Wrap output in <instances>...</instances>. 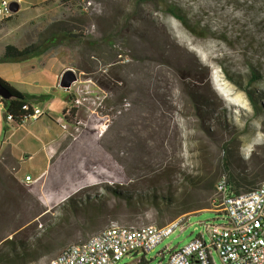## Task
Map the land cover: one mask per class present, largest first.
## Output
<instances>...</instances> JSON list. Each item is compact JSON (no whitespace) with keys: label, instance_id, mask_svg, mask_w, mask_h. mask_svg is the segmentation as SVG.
Wrapping results in <instances>:
<instances>
[{"label":"rangeland","instance_id":"1","mask_svg":"<svg viewBox=\"0 0 264 264\" xmlns=\"http://www.w3.org/2000/svg\"><path fill=\"white\" fill-rule=\"evenodd\" d=\"M8 19L27 21L24 47H46L56 37L43 56L60 62L56 89L73 99L44 176L21 183L12 163L0 159V247L5 239L50 236L56 245L44 264L109 223L127 226L123 202L105 186L142 192L163 171L176 186L182 174L216 182L225 174L223 145L234 172L264 178V0H44ZM69 71L65 88L60 80ZM253 73L258 83H249ZM250 94L263 100L254 104ZM155 183L164 196L184 190H170L166 179ZM99 196L102 214L89 221L85 202ZM186 197L221 209L214 188ZM205 221L225 222L223 214L199 212L153 252L117 264H164L166 251L199 234Z\"/></svg>","mask_w":264,"mask_h":264},{"label":"built area","instance_id":"2","mask_svg":"<svg viewBox=\"0 0 264 264\" xmlns=\"http://www.w3.org/2000/svg\"><path fill=\"white\" fill-rule=\"evenodd\" d=\"M7 0L0 2V21L14 13ZM44 115L38 108L24 118L35 120ZM7 120L11 121L9 116ZM37 179L24 176L23 183ZM224 216V223H199L202 231L179 247L168 249L164 264H264V182L247 192L234 194L226 175L214 185ZM189 215H181L163 226L128 228L110 223L83 242L67 245L44 264H117L123 257L153 252L175 231L187 227Z\"/></svg>","mask_w":264,"mask_h":264},{"label":"trees","instance_id":"3","mask_svg":"<svg viewBox=\"0 0 264 264\" xmlns=\"http://www.w3.org/2000/svg\"><path fill=\"white\" fill-rule=\"evenodd\" d=\"M60 2L63 4L76 5L80 2V0H60ZM166 10L175 18H177L182 23V25L190 29L189 24L186 23L183 16L176 12L173 7L168 6ZM61 36L64 35L62 34ZM55 40L56 37L50 34V36L45 39L44 44L46 47H44L42 43L30 44L22 48H17L13 45H7L5 46L4 51L0 56V62L6 63L25 61L35 54L44 52L48 45L55 43ZM257 78L258 76L256 75V73H253L249 80V83H258ZM0 85L4 89H6L9 94V98L1 99L3 107L5 109V118L9 116L12 122L21 124L24 118L31 115L30 101L33 99V97L15 91L1 79ZM249 97L251 100H254V104L257 101L263 100L260 96H256L255 94H250ZM72 99L73 98L71 95L67 97L68 102H71ZM257 111L259 110L257 109ZM75 112L76 110L74 108H71L69 110L70 116L73 117ZM65 120L67 122L69 121L68 118H65ZM221 152L222 158L219 169L225 173L224 175H226L227 177L228 185L232 193L238 194L247 192L254 189L258 184L264 182V178H257V174L234 172L233 168L231 167L232 156L227 145L221 146ZM172 172H174V170ZM168 175L169 174L165 171H163L161 174H157L156 179L150 180L151 185H149V187H147L146 190L142 192H136L135 190L132 191L130 189H123L118 187L110 188L108 186H105L106 193L111 197L122 201L123 204H121L119 207H123L125 210H127V212L123 215L124 219H122V221L127 225L124 227L139 228L146 225L163 226L174 220L178 216L196 214L201 211H210L213 209V205L210 202V199L203 203H199L193 200L191 197H186V195L189 191H212L215 185L214 179L208 183H204L199 177H191L182 174L183 185L176 186L173 185V181L168 177ZM164 179L168 181L170 190H173L174 192L177 191L178 188H184V190L180 191L181 195L170 193H168L166 196L162 195V188L160 186H157V183L155 182H160ZM30 188L27 189L30 190ZM157 192L160 194H157ZM23 193L25 194V192ZM85 203H87L85 205V211L89 213V221H93L95 217H98L102 214L100 209L103 210V207H101L100 205L104 206V204H101L100 196L92 197L91 199L86 200ZM70 204H72V213L74 215H78V213L81 211V207L76 206V203L74 202ZM40 237L41 236L33 237L31 239V242H29L30 239H5L0 247V264L40 263V261L45 256L49 255L52 249V245L54 244V247L56 245L55 239L51 238L50 236H48V238L47 236H43L42 238ZM160 254L161 256H163L162 252Z\"/></svg>","mask_w":264,"mask_h":264},{"label":"crops","instance_id":"4","mask_svg":"<svg viewBox=\"0 0 264 264\" xmlns=\"http://www.w3.org/2000/svg\"><path fill=\"white\" fill-rule=\"evenodd\" d=\"M43 1L13 0L18 5L13 15L20 11H32ZM30 21L32 23L33 20ZM26 23V20L0 21V56L7 45L24 47L21 41H27L28 30L24 28ZM43 55L44 52L38 53L21 62H0V79L15 91L32 96L31 110L38 108L44 112L35 120L28 119L17 124L5 118L0 98V159L5 158L12 163V170L20 182H23L26 175L35 179L47 173L60 134H65L63 127L69 123L64 117V111L70 104L67 100L69 95L66 91L56 89L61 64L55 58L49 60ZM210 211L223 214L221 209L213 208Z\"/></svg>","mask_w":264,"mask_h":264},{"label":"water","instance_id":"5","mask_svg":"<svg viewBox=\"0 0 264 264\" xmlns=\"http://www.w3.org/2000/svg\"><path fill=\"white\" fill-rule=\"evenodd\" d=\"M18 10V5L15 2H11L10 3V11L13 13H16ZM66 76V77H65ZM73 78L69 72H65L63 77L60 80V85L67 88L70 86V84L72 83ZM0 98L1 99H7L9 98V94L6 91V89H4L1 85H0Z\"/></svg>","mask_w":264,"mask_h":264},{"label":"bare ground","instance_id":"6","mask_svg":"<svg viewBox=\"0 0 264 264\" xmlns=\"http://www.w3.org/2000/svg\"><path fill=\"white\" fill-rule=\"evenodd\" d=\"M173 24H174V23H173ZM174 26H175V25H174ZM174 26H173V27H174ZM174 29H175V28H174ZM178 35H179V34H178ZM180 35H181V34H180ZM176 36H177V35H176ZM180 37H181V36H180ZM209 48H210V47H209Z\"/></svg>","mask_w":264,"mask_h":264}]
</instances>
